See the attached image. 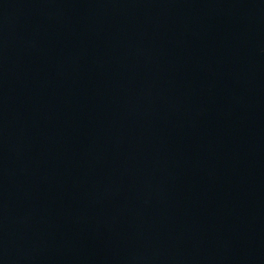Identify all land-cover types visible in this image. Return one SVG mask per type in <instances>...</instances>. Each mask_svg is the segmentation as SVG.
Instances as JSON below:
<instances>
[{
  "label": "water",
  "instance_id": "obj_1",
  "mask_svg": "<svg viewBox=\"0 0 264 264\" xmlns=\"http://www.w3.org/2000/svg\"><path fill=\"white\" fill-rule=\"evenodd\" d=\"M0 264H264V0H0Z\"/></svg>",
  "mask_w": 264,
  "mask_h": 264
}]
</instances>
